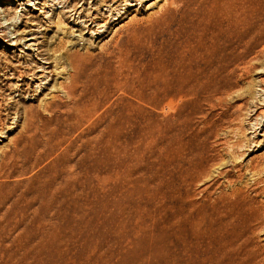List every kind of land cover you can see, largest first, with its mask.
<instances>
[{
  "label": "rangeland",
  "instance_id": "374dc122",
  "mask_svg": "<svg viewBox=\"0 0 264 264\" xmlns=\"http://www.w3.org/2000/svg\"><path fill=\"white\" fill-rule=\"evenodd\" d=\"M227 3L0 0V264L162 261L181 196L223 214L219 240L251 226L264 247V19L225 79L162 92L164 40H215ZM74 52L83 115L62 87Z\"/></svg>",
  "mask_w": 264,
  "mask_h": 264
},
{
  "label": "bare ground",
  "instance_id": "6f19581e",
  "mask_svg": "<svg viewBox=\"0 0 264 264\" xmlns=\"http://www.w3.org/2000/svg\"><path fill=\"white\" fill-rule=\"evenodd\" d=\"M227 2L226 16L212 23L215 40L208 38L210 33L183 35L181 43L172 49L169 39L164 40L161 79L162 92L167 98L182 99L192 92L197 93L198 88H203L206 81L213 83L225 79L224 67L227 64L235 62L238 65L245 62L246 56L242 52L251 46L250 40L246 38L262 29L255 21L259 18L264 19V11H261L264 9V0ZM119 9L120 7H117L113 11L117 13ZM247 19H251V22L246 23ZM235 37H239L238 43H234ZM83 53L69 54L71 66L69 81L62 85L66 97L72 98L74 104L77 103L74 108L80 115L87 111L80 105L84 98L78 92L84 71L80 63L86 55ZM127 71L124 62H120L114 68L113 76L116 83ZM182 134L183 132L178 129L175 135L168 138L166 150L169 143L178 141ZM186 207L185 198L181 196L176 239L164 245V260L155 262L150 257L148 264H259L264 247L256 242L255 230L251 226L227 232L226 236L219 240L217 237H222L223 234L219 231L218 221L220 218L223 219V214H220L216 221L209 222L207 217L210 216L200 218L197 215L198 210L187 213Z\"/></svg>",
  "mask_w": 264,
  "mask_h": 264
}]
</instances>
